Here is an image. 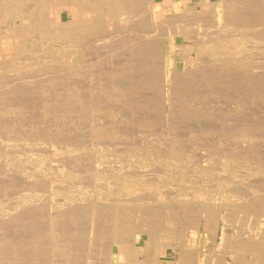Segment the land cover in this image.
I'll return each instance as SVG.
<instances>
[{
	"label": "rangeland",
	"instance_id": "rangeland-1",
	"mask_svg": "<svg viewBox=\"0 0 264 264\" xmlns=\"http://www.w3.org/2000/svg\"><path fill=\"white\" fill-rule=\"evenodd\" d=\"M151 1L159 0H129V3L135 6L140 3L137 13L145 16ZM174 1L179 3L175 13L185 16L182 15V21L175 23L166 16L152 27L145 24V29L143 26L135 30L130 22L121 18H125L121 13L126 10L109 16L103 8L91 13L97 20L104 16L98 28L78 30L74 43L48 39L42 42L41 36L32 34L29 38L33 43L28 38L31 44L24 43L25 49L19 56L13 54V48L6 47L5 35L20 21L0 11V264H86L88 256L102 257L103 251L99 256L94 250L96 247L89 244L88 240L92 239L89 225H103V229H108L116 224L125 230L153 231L155 242L163 251L154 255L158 264H177V252L182 249L185 256L189 254L187 264H216V247L221 242L222 229L231 232L233 240L236 237L249 241L261 238L264 232V0H251L233 15L226 13L224 20L218 23L208 15L209 8L201 9L205 7L204 0ZM208 1L218 5L220 0ZM0 2V5L5 3ZM8 3L14 8H27V4H17L16 0ZM50 11L53 14L52 8ZM70 14L68 10L63 11L65 22L70 21ZM111 18L116 22L114 25ZM237 22L246 25L249 31L246 29L241 38L232 35L237 38L234 44L222 46L223 40L219 42L217 36L209 35L212 31L232 34L238 30ZM185 26L188 31L182 34ZM171 27L182 32L176 36L173 48L168 37L173 31ZM161 32L165 41V64L156 50V54L147 56L144 43L137 41L131 45L134 35L145 37ZM202 38L206 39L205 43L193 44ZM228 40L233 41L232 37ZM207 41H218V45L206 47L210 45ZM181 46L185 48L179 49ZM74 57L77 59L73 61ZM58 71L66 72L60 75ZM49 72L51 75H47ZM200 211L208 216L211 212L212 215L232 212L237 216H233L236 220L232 222L220 219L216 226L212 222L215 228L207 233L202 225L207 214ZM243 215L247 216L243 218L245 221ZM98 220H102L101 223ZM90 221L94 223L91 225ZM168 221H172V235L166 236L162 229ZM196 221L198 230L192 228ZM121 222L126 225L122 226ZM128 224L132 225L128 227ZM174 226L177 229L173 230ZM48 228H52L51 231ZM53 229L63 247L56 248L53 243L50 235ZM67 238L73 245H66ZM111 239L110 235L104 237L107 244H111ZM135 244L131 258L138 254L143 261V252L147 264L153 254V247L147 246V234L137 236Z\"/></svg>",
	"mask_w": 264,
	"mask_h": 264
},
{
	"label": "bare ground",
	"instance_id": "bare-ground-1",
	"mask_svg": "<svg viewBox=\"0 0 264 264\" xmlns=\"http://www.w3.org/2000/svg\"><path fill=\"white\" fill-rule=\"evenodd\" d=\"M8 1L9 0H3V2H5L4 3V5H0L1 7H0V11H2V12H5V14H7V17L8 16H13L14 17V19H18L19 21H20V24H18V25H15L14 26V28H12L11 29V31H10V34L9 33H7V31H5L6 33H7V35H5V38L7 39V42H6V47H11V48H13L14 50V52H13V54L15 53V54H18L17 56H19V53L21 52V50L25 47V44L24 43H29L28 42V38L30 37V36H32V34H34V35H36V37L39 35V36H41L42 37V42H44V41H47V39L48 40H53L54 42L56 41H58V42H64V43H69V42H75L74 40L76 39V41H77V37L79 36V34H76L77 33V31L79 30V31H81L82 29H91V30H95V29H97L98 28V26H99V20L100 19H102V18H99L98 17V20L96 19L97 17L95 16V15H92L93 14V12H96L97 10L99 11V10H101L102 11V9L103 8H106V11H104L103 10V12H105L106 13V15H109V16H111L113 13H116V15H117V13L118 12H122L123 10H126L125 12H123V13H121V15L122 14H125L126 16H124V15H122V16H124L125 18H123V17H121L122 18V20L123 21H125V22H127V23H129V24H131V28L132 29H134L135 28V30H138L139 29V27H142L143 28V26H144V29H145V24L146 25H149V27H152L153 25H155L156 24V22L158 21V20H160V19H162V18H164V17H166L167 16V18H171L172 20L174 19V21H175V23L177 22V21H182V15L184 16V14L182 13H180V14H176L175 13V9L177 8V6H178V2L177 1H174V0H159L158 2H156V1H151V2H149V6L150 7H148V9H147V14H145V16H143L141 13L139 14V13H137V5H139V4H137L136 6L134 5H132L131 3H129V0H16V3L18 4H27L26 6H27V8L24 10L23 8H20L21 6H15V8H14V6L11 4H9L8 3ZM28 1H29V3H28ZM148 1V0H147ZM187 0H182V2H186ZM261 1V0H260ZM134 2V1H133ZM132 2V3H133ZM204 2V6L205 7H202L201 9H203V11L204 10H206L207 8H209L210 10H208L210 13L208 14L209 16H210V18H214L216 21H217V23H218V21H220V20H224V17L225 16H227L226 15V13L227 14H231V15H233V13L236 11V10H238V9H241V8H245V5L246 4H249L250 2H251V0H220L219 1V3H218V5H217V3H211L210 1H208V0H204L203 1ZM258 2V1H257ZM0 3H2V2H0ZM13 3V2H12ZM197 3V2H196ZM253 3H254V1H253ZM256 3V2H255ZM263 4H264V2H263ZM145 5V4H144ZM201 5H203V3L201 4ZM25 6V7H26ZM182 6V5H181ZM139 7V6H138ZM144 7V6H143ZM200 7V6H199ZM53 9V14L51 13V11H50V9ZM192 8V7H191ZM144 9V8H143ZM64 10H68L71 14H70V21L69 22H65L64 20H63V16H62V13H63V11ZM140 10L141 11H143L141 8H140ZM146 10V9H145ZM195 10V9H194ZM140 11V12H141ZM207 11V12H208ZM139 12V11H138ZM196 12V11H195ZM198 12V11H197ZM199 12H202V10L201 11H199ZM1 13V12H0ZM92 13V14H91ZM99 13V12H98ZM194 13V12H193ZM260 13V12H259ZM258 13V14H259ZM120 14V13H119ZM196 14H198V13H195V15ZM212 14V15H211ZM100 15H102V14H100ZM115 15V16H116ZM192 16V15H191ZM190 16V17H191ZM205 16V15H204ZM107 17V16H106ZM185 17V16H184ZM246 17V16H245ZM244 17V18H245ZM114 18V17H113ZM116 18V17H115ZM117 18H118V16H117ZM202 18V17H201ZM200 18V19H201ZM241 18H243V16L241 17ZM240 18V19H241ZM243 18V19H244ZM112 19V18H111ZM120 19V18H119ZM199 19V18H198ZM239 19V20H240ZM204 20V22H205V19H203ZM207 20V19H206ZM231 20V19H230ZM229 20V21H230ZM18 21V22H19ZM107 21V20H106ZM108 21H110V20H108ZM112 21H113V19H112ZM133 21V22H132ZM164 21H166V20H163V22ZM201 21V20H200ZM197 22V21H196ZM202 22V21H201ZM214 22V21H213ZM213 22H211V23H213ZM231 22V21H230ZM245 22V21H244ZM102 23V22H101ZM110 23V22H109ZM114 23H116V22H114L113 21V25H114ZM158 23V22H157ZM166 23V22H165ZM206 23V22H205ZM228 23V22H227ZM231 23H233V22H231ZM234 23H235V21H234ZM238 24H240L239 22H237ZM250 23V22H249ZM252 23V22H251ZM3 24H4V22H3ZM98 24V25H97ZM111 24V23H110ZM247 24H248V22H247ZM107 25V24H106ZM170 25V24H169ZM168 25V26H169ZM172 26L174 25V24H171ZM170 25V26H171ZM223 25V24H222ZM234 25V24H233ZM1 26V25H0ZM7 26V25H6ZM12 26V25H11ZM104 26V25H103ZM116 26V25H115ZM114 26V27H115ZM189 26H191V25H189ZM211 26H212V24H211ZM221 26V25H220ZM226 26V25H225ZM224 26V27H225ZM100 27H101V24H100ZM99 27V28H100ZM121 27H122V25H121ZM186 27V26H185ZM192 27V26H191ZM190 27V28H191ZM196 27V26H195ZM223 27V26H222ZM223 27V28H224ZM238 27V30L236 31V32H234V33H232V34H229L227 31V33H220V32H218V31H212L211 32V34H209V35H213V36H217L218 38V40H219V42H221V40H223V42H221V45L222 46H225L226 44H230V43H232V44H234L235 43V40H237V38H241V36L243 35V34H245L244 33V31L247 29L246 28V25L244 26V25H242V24H240V25H236V28ZM251 27V26H250ZM104 28V27H103ZM125 28V27H124ZM172 29H173V27H171ZM184 28V27H183ZM182 28V29H183ZM218 28H220V27H218ZM126 29H128V28H125V30ZM159 29V28H158ZM166 29V28H165ZM181 29V30H182ZM221 29V28H220ZM100 30V29H99ZM149 30V29H148ZM151 30V29H150ZM179 30V28H175V29H173V31L171 32L170 31V33L168 34V37L170 38V42H169V44L171 45V47L173 48V46H175L176 45V36L178 35V34H181L182 32V34H185V33H187V31H188V27H186V28H184V30L181 32H179L178 31ZM200 30H202V29H200ZM205 30H207V29H205ZM248 30V29H247ZM250 30H252V29H250ZM85 31V30H84ZM146 31H147V29H146ZM153 31V30H152ZM195 31H198V30H195ZM221 31V30H220ZM249 31V30H248ZM97 32V31H96ZM99 32H101V31H99ZM99 32H98V35H99ZM116 32V31H115ZM163 33H166L167 31H162ZM161 32V33H162ZM206 32V31H205ZM90 33H91V31H90ZM152 33V32H151ZM158 33V32H157ZM155 34V35H148L147 34V36H145V37H140L139 35H134V38H132L131 40H130V42H131V45H134V43H136L137 41H138V43H139V41H140V44L142 45V43H144V45H145V47H146V52L145 53H147L146 55L148 56H151L152 54H156V53H154L155 52V50H156V52H157V54H158V57H159V59L165 64V60H166V56L164 55L165 54V41H164V38L162 37V35H163V33L162 34ZM209 33V32H208ZM231 33V32H230ZM3 34H5V33H3ZM83 34V33H82ZM81 34V35H82ZM88 34V33H87ZM78 35V36H77ZM91 35H93V33L91 34ZM95 35V34H94ZM93 35V36H94ZM165 35V34H164ZM204 35V34H203ZM209 35L208 36H206V38H209ZM235 36V37H237V38H235V37H233V36ZM238 35V36H237ZM247 35H248V33H247ZM252 35H254V33H252ZM83 36V35H82ZM166 36V35H165ZM196 36V35H195ZM245 36V35H244ZM84 37V36H83ZM95 37V36H94ZM105 37V36H104ZM133 37V36H132ZM197 37H199L198 35H197ZM204 37V36H203ZM230 37H232V39H233V41L232 42H228L229 40L228 39H230ZM246 37V36H245ZM248 37H250V35L248 36ZM35 38V37H34ZM81 38V37H80ZM80 38L78 39V40H80ZM194 38V37H193ZM215 38V37H214ZM243 38V37H242ZM247 38V37H246ZM30 39V38H29ZM87 39V38H86ZM210 39V38H209ZM216 39V40H217ZM35 40H37V39H35ZM81 40H83V39H81ZM197 40H198V38H197ZM206 39L205 38H202L201 40H199V41H193V42H195V43H193V44H195V46L197 45V44H199V45H202L203 43H205L206 41H205ZM2 41V40H1ZM25 41H27V42H25ZM38 41V40H37ZM69 41V42H68ZM88 41V40H87ZM92 41V40H91ZM123 41V40H122ZM203 41H205V42H203ZM242 41V40H241ZM30 42H32L31 41V39H30ZM107 42V41H106ZM129 42V41H128ZM218 42V41H217ZM217 42H209L208 43V41H207V43L206 44H210L209 46H206V47H211V48H213V44L214 45H218L217 44ZM33 43V42H32ZM38 43V42H37ZM50 45H51V43L50 42H48ZM239 43H241V42H239ZM24 44V45H23ZM29 44H31V43H29ZM36 44V43H35ZM205 44V45H206ZM236 44H238V43H236ZM33 45V44H32ZM32 45H30L31 47H32ZM86 45V44H85ZM110 45V44H109ZM136 45V44H135ZM220 45V44H219ZM47 46H48V44H47ZM52 46V45H51ZM29 47V46H28ZM27 46H26V48H28ZM36 47H39V46H37L36 45ZM100 47V46H99ZM189 47V46H188ZM43 48V47H42ZM49 49H50V47H48ZM60 48H61V46H60ZM64 48V47H63ZM185 48V47H184ZM182 46H181V48H179V49H184ZM200 48V47H199ZM25 49V48H24ZM31 49V48H30ZM36 49H38V48H36ZM44 49V48H43ZM47 49V48H46ZM58 49V48H57ZM79 49V48H78ZM81 49V48H80ZM202 49H205V48H202ZM230 49V48H229ZM232 49V48H231ZM32 50V49H31ZM42 50V49H41ZM59 50L60 49H58V53H59ZM83 50V49H82ZM111 50H113V49H111ZM175 50V49H174ZM177 50V49H176ZM187 50V49H186ZM222 50H224V49H222ZM37 51V50H36ZM47 51H48V49H47ZM64 51H65V49H64ZM69 51H71V50H69ZM73 52H74V49L72 50ZM80 51V50H79ZM78 51V52H79ZM109 51V50H108ZM189 51H191V50H189ZM206 51V50H205ZM219 51V50H218ZM226 51H227V49H226ZM229 51V50H228ZM235 51V50H234ZM23 52V51H22ZM21 52V53H22ZM111 52V51H110ZM188 52V51H187ZM192 52V51H191ZM232 52V51H231ZM20 53V54H21ZM47 53H49L50 54V52L48 51ZM53 53V52H52ZM66 53V52H65ZM87 52H85V54H86ZM133 53V52H132ZM135 53V52H134ZM194 53V52H193ZM27 54H29V53H27ZM40 54H41V52H40ZM49 54L47 55V56H49ZM61 54V53H60ZM75 54H77V53H75ZM23 55V54H22ZM64 55V54H63ZM199 55V54H198ZM197 55V56H198ZM201 55V54H200ZM234 53L232 52V58H234ZM73 56V55H72ZM78 55H76L75 57H77ZM23 57H27V56H23ZM28 57H29V55H28ZM32 57V56H31ZM46 57V56H45ZM74 57V58H75ZM200 57V56H199ZM198 57V58H199ZM225 57V56H224ZM16 58V57H15ZM17 58H19V57H17ZM20 58H21V56H20ZM67 58V57H66ZM65 58V59H66ZM70 58V57H69ZM73 58V61L74 60H76L77 58H75L74 59ZM81 58V57H80ZM95 58V57H94ZM98 58V57H97ZM201 58V57H200ZM158 59V60H159ZM171 59V58H170ZM221 59H223V58H221ZM238 59V58H237ZM256 59V58H255ZM10 60V59H9ZM61 60V62H62V60H64V59H60ZM78 60H79V58H78ZM200 60V59H199ZM202 60V59H201ZM200 60V61H201ZM204 60V59H203ZM218 60H219V58H218ZM225 60V59H224ZM240 60V59H239ZM16 61V60H15ZM55 61H57V60H55ZM59 61V60H58ZM91 61V60H90ZM189 61H190V59H189ZM0 62H2V61H0ZM4 62H6L5 60H4ZM76 62V61H75ZM79 62V61H78ZM181 62V61H180ZM198 62V61H197ZM33 63V62H32ZM147 63V62H146ZM159 63H160V61H159ZM174 63V62H173ZM238 63V62H237ZM2 64V63H1ZM0 64V65H1ZM35 64V63H34ZM56 64V63H55ZM59 64V63H58ZM72 64H74V63H72ZM197 64V63H196ZM239 64V63H238ZM162 65V64H161ZM174 65V64H173ZM48 66H50V67H52L53 65H48ZM57 66V65H56ZM73 66V65H72ZM79 66V65H78ZM133 66V65H132ZM59 67V66H58ZM57 67V68H58ZM63 67V66H62ZM190 67V66H189ZM21 68V67H20ZM42 68H44V67H42ZM49 68V67H48ZM55 68V67H54ZM75 68H77V67H75ZM8 69V68H7ZM59 69V68H58ZM65 69V68H64ZM68 69H70V68H68ZM74 69V68H73ZM72 69V70H73ZM9 70V69H8ZM45 70H46V67H45ZM47 70H49V69H47ZM63 70V69H62ZM61 69H60V71H62ZM71 70V71H72ZM76 70V69H75ZM169 70V69H168ZM60 71H58V72H56V73H60V75L64 72H60ZM52 72V71H51ZM66 72V71H65ZM64 72V73H65ZM168 72V71H167ZM54 73V72H53ZM81 73H82V71H81ZM55 74V73H54ZM46 75V74H45ZM47 75H51V73L49 72V74L47 73ZM59 75V76H60ZM6 76V75H5ZM38 76V75H37ZM40 76V75H39ZM57 76V75H56ZM65 76V75H64ZM167 76V75H166ZM102 77V76H101ZM109 77V76H108ZM115 77V76H114ZM171 77V76H170ZM34 78V77H33ZM32 78V79H33ZM51 78V77H50ZM59 78V77H58ZM57 78V79H58ZM92 78V77H91ZM116 78V77H115ZM166 78V77H165ZM15 79V78H14ZM26 79V78H25ZM29 79V78H28ZM77 79V78H76ZM103 79H105V78H103ZM119 79V78H118ZM171 79V78H170ZM8 80V79H7ZM51 80V79H50ZM6 81V80H5ZM79 81V80H78ZM114 81V80H113ZM115 81H116V79H115ZM186 81V80H185ZM92 82V81H91ZM107 82V81H106ZM12 83V82H11ZM114 83H116V82H114ZM113 84V83H112ZM117 84H119L118 82H117ZM17 85V84H16ZM20 85V84H19ZM93 85V84H92ZM103 85V84H102ZM16 87V86H15ZM21 87V86H20ZM92 87V86H91ZM122 88V87H121ZM98 90V89H97ZM170 90V89H169ZM72 91V90H71ZM74 91H76V90H74ZM73 93V92H72ZM75 93V92H74ZM96 93V92H95ZM122 93V92H121ZM168 94V93H167ZM11 97V96H10ZM50 99V98H49ZM19 100V99H18ZM17 100V101H18ZM21 100H23L22 98H21ZM91 100V99H90ZM15 101V100H14ZM13 101V102H14ZM24 103V102H23ZM61 103V102H60ZM94 103V102H93ZM57 104V103H56ZM59 104V103H58ZM20 105V104H19ZM97 106V105H96ZM22 107V106H21ZM22 110V109H21ZM27 112V111H26ZM94 116V115H93ZM25 117V116H24ZM130 119V118H129ZM105 123V122H104ZM89 126V125H88ZM89 129H90V127H89ZM10 131V130H9ZM93 131H94V129H93ZM99 131H101V129L99 130ZM103 131V130H102ZM106 131V130H105ZM87 132V131H86ZM107 132V131H106ZM6 133V132H5ZM96 133V132H95ZM50 134V133H49ZM80 134V133H79ZM83 134V133H82ZM96 136H97V134H96ZM110 136V135H109ZM10 140V139H9ZM14 140H17V139H14ZM13 140V141H14ZM56 140V139H55ZM99 141V140H98ZM103 142V141H102ZM101 142V143H102ZM11 144V143H10ZM6 145V144H5ZM12 145V144H11ZM17 145V144H16ZM34 146V145H33ZM1 147V146H0ZM14 147V146H13ZM31 148H33V147H31ZM30 148V149H31ZM35 148V147H34ZM38 148V147H37ZM41 148V147H40ZM64 148V147H63ZM2 151V150H1ZM14 151V150H13ZM39 151V150H38ZM42 151V150H41ZM5 152V151H4ZM10 152V151H9ZM48 152V151H47ZM28 153H29V151H28ZM31 153V152H30ZM29 153V154H30ZM34 153V152H33ZM82 154V153H81ZM26 155H28V154H26ZM54 155H56V154H54ZM23 156V155H22ZM70 156V155H69ZM68 156V157H69ZM52 157H54V156H52ZM59 156H58V154H57V158H58ZM78 157V156H77ZM84 157V156H83ZM14 158V157H13ZM19 158V157H18ZM24 158V157H23ZM26 158V157H25ZM24 158V159H25ZM82 158V157H81ZM36 159V158H35ZM39 159V158H38ZM52 159V158H51ZM31 160V159H30ZM55 160V159H54ZM59 160V159H58ZM68 160V159H67ZM51 161H53V160H51ZM61 161V160H60ZM73 161V160H72ZM74 162V161H73ZM56 163V162H55ZM70 163V162H69ZM78 163V162H77ZM63 164L64 163H62V166H63ZM74 164H75V162H74ZM74 164H71V166L72 165H74ZM51 165V164H50ZM57 165H58V163H57ZM70 165V164H69ZM55 166V165H54ZM58 166H60V165H58ZM76 166V165H75ZM78 166H80V165H78ZM78 166H76V167H78ZM82 166H83V164H82ZM61 167V166H60ZM66 167V166H65ZM67 167H68V164H67ZM74 167V166H73ZM30 168V167H29ZM69 168V167H68ZM82 168V167H81ZM71 169V168H70ZM74 168H72L71 170H73ZM76 169V168H75ZM79 169V168H78ZM83 169V168H82ZM54 170H55V168H54ZM57 170V169H56ZM61 170V169H60ZM77 171V170H76ZM38 172V171H37ZM57 174V173H56ZM74 174V173H73ZM43 175V174H42ZM41 175V176H42ZM15 177V176H14ZM55 177V176H54ZM56 179V178H55ZM54 179V180H55ZM77 179H78V177H77ZM70 180V179H69ZM1 181V180H0ZM13 181V180H12ZM53 181V180H52ZM52 181H50L51 182V184H53L52 183ZM77 181V180H76ZM2 182H4V181H2ZM129 183V182H128ZM28 184V183H27ZM38 184V183H37ZM68 184H70V183H68ZM132 184V183H131ZM32 185V184H31ZM128 185V184H127ZM45 186V185H44ZM1 187V186H0ZM3 187V186H2ZM51 187V186H50ZM54 188H56L55 186H53ZM126 187V186H125ZM21 188V187H20ZM35 188V187H34ZM47 188V187H46ZM48 188H49V186H48ZM72 188V187H71ZM3 190V189H2ZM32 190V189H31ZM44 190V189H43ZM49 190V189H48ZM127 190V189H126ZM128 190H129V188H128ZM136 190V189H135ZM21 191V190H20ZM40 191V190H39ZM52 192V191H51ZM221 192V191H220ZM11 193V192H10ZM13 193V192H12ZM64 193V192H63ZM72 193V192H71ZM129 193H130V191H129ZM202 193V192H201ZM206 193V192H205ZM22 194V193H21ZM76 194V193H75ZM125 194V193H124ZM220 194V193H219ZM77 195V194H76ZM197 195H200V193L199 194H197ZM207 195H208V193H207ZM216 195V194H215ZM13 196V195H12ZM68 196V195H67ZM129 196V195H128ZM189 196H191V195H189ZM195 196V195H194ZM194 196H193V198H194ZM202 196V198H206L207 199V197H203V195H201ZM204 196H205V194H204ZM118 197V196H117ZM214 197V196H213ZM213 197H211V198H213ZM220 197H221V195H220ZM9 198V197H8ZM59 198V197H58ZM75 198V197H74ZM121 198V197H120ZM183 198V197H182ZM190 197H188V199H189ZM201 198V197H200ZM60 199V198H59ZM76 199V198H75ZM92 199V198H91ZM107 199V198H106ZM112 199V198H111ZM131 199V198H130ZM181 199V198H180ZM187 199V198H186ZM209 199V198H208ZM217 199V198H216ZM226 199V198H225ZM66 200V199H65ZM85 200H87V199H85ZM118 200V199H117ZM120 201H121V199H119ZM128 200V199H127ZM140 199L139 198H137V201H139ZM197 200V199H196ZM221 200V199H220ZM223 200V199H222ZM235 200V199H234ZM52 201V200H51ZM87 201H89V200H87ZM112 201H114V200H112ZM116 201V200H115ZM132 201V200H131ZM170 201V200H169ZM188 201V200H187ZM191 201V200H190ZM192 201L194 202V199H192ZM198 201H201V200H198ZM212 201V200H211ZM53 202V201H52ZM75 202V201H74ZM110 202V201H109ZM129 202H130V200H129ZM134 202V201H133ZM135 202H136V199H135ZM141 202V201H140ZM189 202V201H188ZM207 202V201H206ZM228 202V201H227ZM227 202L225 203V202H223V203H225L226 205H227ZM234 202V201H233ZM76 203V202H75ZM97 203V202H96ZM95 203V204H96ZM127 203V202H126ZM186 202L184 201V204H185ZM196 203H198V202H196ZM203 203H204V201H203ZM203 203H201L200 202V204L199 205H201V204H203ZM211 203V202H210ZM216 203V202H215ZM220 203V202H219ZM222 203V204H223ZM231 203V202H230ZM234 203H239V201L238 202H234ZM241 203V202H240ZM111 204H113V206L115 205L114 203H111ZM131 204V203H130ZM137 204V203H136ZM182 204V203H181ZM211 204H213V203H211ZM211 204H209V205H211ZM222 204H220V205H222ZM228 204H229V202H228ZM51 205V204H50ZM56 205V204H55ZM62 205H63V203H62ZM61 205V206H62ZM73 205H74V203H73ZM80 205V204H79ZM84 205H86V204H84ZM121 205V204H120ZM128 205V204H127ZM186 205V208H187V204H185ZM220 205H219V207H220ZM233 205V204H232ZM231 205V206H232ZM234 205H236L237 206V204H234ZM239 205V204H238ZM244 205H246V204H244ZM251 205V204H250ZM250 205H248V206H250ZM253 205V204H252ZM251 205V206H252ZM4 206V205H3ZM29 206V205H28ZM52 206V205H51ZM58 206V205H57ZM68 206V205H67ZM88 206V205H87ZM122 206H123V204H122ZM124 206L126 207V205L124 204ZM129 206V205H128ZM132 206V205H131ZM130 206V207H131ZM134 206V205H133ZM144 206V205H143ZM142 206V207H143ZM146 206V205H145ZM148 206V205H147ZM150 206V205H149ZM202 206V205H201ZM207 206V205H206ZM248 206H246V207H248ZM250 206V207H251ZM76 207V206H75ZM83 207V206H82ZM86 207V206H85ZM91 207V206H90ZM93 207H94V210H95V206L93 205ZM100 207H103V206H100ZM121 207V206H120ZM212 207H213V205H212ZM211 207V208H212ZM215 207H216V204H215ZM217 207H218V205H217ZM238 207V206H237ZM2 208V207H1ZM57 208V207H56ZM65 208V207H64ZM68 208V207H67ZM89 208V207H88ZM146 208V207H145ZM185 208V209H186ZM204 208H205V206H204ZM204 208H202L203 209V211H204ZM207 208H209L208 206H207ZM231 208V207H230ZM252 208V207H251ZM257 208V207H256ZM261 208V207H260ZM100 209V208H99ZM115 209V208H114ZM137 209V208H136ZM152 209V208H151ZM169 209V208H168ZM178 209V208H177ZM201 209V210H202ZM219 209V208H218ZM238 209V208H237ZM236 209V210H237ZM257 209H259V208H257ZM53 210V209H52ZM54 210H56V209H54ZM53 210V211H54ZM69 210H71V209H69ZM74 210V209H73ZM79 210V209H78ZM82 210V209H81ZM85 210V209H84ZM105 210V209H104ZM118 210V209H117ZM128 210V209H127ZM126 210V211H127ZM150 210V209H149ZM207 210V209H206ZM212 210V209H211ZM217 210V209H216ZM224 210H226V208L224 209ZM242 210V207H241V209H240V211ZM253 210V209H252ZM255 210V209H254ZM262 210V209H261ZM57 211H59V210H57ZM60 211H61V208H60ZM59 211V212H60ZM68 211V210H67ZM88 211V210H87ZM92 211V210H91ZM122 211V210H121ZM126 211H125V213H126ZM136 211V210H135ZM152 211V210H151ZM173 211V210H172ZM202 211V212H203ZM209 211H210V209H209ZM212 211H215V210H212ZM220 211V210H219ZM219 211H216V212H219ZM227 211V210H226ZM248 211H250V209L248 208ZM264 211V210H263ZM52 212V211H51ZM56 212V211H55ZM63 212V211H62ZM74 212H75V210H74ZM79 212V211H78ZM83 212V211H82ZM96 212V211H95ZM112 212H113V210H112ZM115 212H117V211H115ZM120 212V211H119ZM128 212V211H127ZM158 212V211H157ZM178 212V211H177ZM201 212V211H200ZM202 212H201V214H202ZM244 212V214H245V211H243ZM247 212V211H246ZM57 213V212H56ZM64 213V212H63ZM66 213V212H65ZM77 213V212H76ZM80 213V212H79ZM84 213V212H83ZM91 213V212H90ZM137 213V212H136ZM143 214H145L146 215V213H147V211H146V213H144V212H142ZM150 213V212H149ZM166 213V212H165ZM174 213H176V212H174ZM204 213V212H203ZM209 214H210V212H208ZM254 213V212H253ZM256 213V212H255ZM261 213V212H260ZM52 214V213H51ZM66 214H68V213H66ZM110 214V213H109ZM117 214V213H116ZM124 213H122L121 215H123ZM153 214V213H152ZM151 214V215H152ZM155 214V213H154ZM153 214V215H154ZM205 215L207 214L206 212L204 213ZM235 214V213H234ZM241 214V213H240ZM257 215H258V213H256ZM73 215V214H72ZM81 215V214H80ZM83 215V214H82ZM91 215V214H90ZM89 215V216H90ZM103 215V214H102ZM111 216H112V214H110ZM128 214H126V216H127ZM172 215V214H171ZM242 215V214H241ZM240 215V216H241ZM262 215H263V213H262ZM53 216V215H52ZM74 216H76V215H74ZM77 216H79V215H77ZM85 216V215H84ZM118 216V215H117ZM116 216V217H117ZM125 216V217H126ZM136 216V215H135ZM149 216V215H148ZM158 216V215H157ZM163 216V215H162ZM161 216V217H162ZM203 216V215H202ZM233 216H237V214L236 215H233V213L232 212H226L225 214H220L219 215V213L218 214H213L212 215V212H211V215H209L208 216V214L206 215V218L204 219L205 220V223H204V221H203V224L202 225H204V228H205V230H206V232L208 233V231L210 230V228H212V230H214V228L215 227H213V225L211 224L212 222H214L215 223V226H216V224L218 223V221L220 220V219H224L226 222H232V221H235L234 220V217ZM239 216V215H238ZM245 215H243L242 216V220H244V219H246L247 218V216L246 217H244ZM55 217V216H54ZM57 217V216H56ZM101 217V216H100ZM113 217H114V215H113ZM120 217V216H119ZM125 217H124V219H125ZM140 217V216H139ZM146 217V216H145ZM150 217V216H149ZM159 217V216H158ZM164 217V216H163ZM166 217V216H165ZM205 217V216H204ZM62 218V217H61ZM86 218V217H85ZM153 218L155 219V217L153 216ZM169 218H170V216H169ZM178 218V217H177ZM236 218V217H235ZM244 218V219H243ZM261 218H263V217H261ZM50 219V218H49ZM83 219V218H82ZM87 219V218H86ZM92 219H93V217H92ZM95 219V218H94ZM113 219V218H112ZM117 219V218H116ZM132 219H133V221H134V218L132 217ZM139 219V218H138ZM185 219V218H184ZM241 219V218H240ZM53 220V219H52ZM60 220V219H59ZM79 220H81V219H79ZM90 220V219H89ZM88 220V221H89ZM122 220V219H121ZM127 220V219H126ZM125 220V221H126ZM136 220V219H135ZM141 220V219H140ZM182 220V219H181ZM257 220H258V218H257ZM54 221H56L55 219H54ZM66 221V220H65ZM68 221V220H67ZM77 221V220H76ZM95 221V220H94ZM99 221V220H98ZM102 221V220H101ZM101 221H99V223H101ZM105 220H103V222H104ZM116 221V220H115ZM129 221V220H128ZM131 221V220H130ZM150 221H152V220H150ZM174 221H175V219H174ZM173 221V222H174ZM199 221V220H198ZM245 221V220H244ZM247 221V220H246ZM259 221V220H258ZM51 222V221H50ZM59 222V221H58ZM62 222H64L63 220H62ZM78 222V221H77ZM84 222H85V220H84ZM93 222V221H92ZM91 221H90V223H91V225L94 223H92ZM114 222V221H113ZM161 222V221H160ZM164 222H165V220H164ZM163 222V223H164ZM240 221L238 220V223H239ZM264 222V221H263ZM33 223V222H32ZM38 223V222H37ZM45 223V222H44ZM71 223H73V222H71ZM79 223H81L80 221H79ZM98 223V222H97ZM96 223V224H97ZM99 223H98V225H99ZM108 224H110L109 223V221L107 222ZM120 223V222H119ZM127 223V222H126ZM138 223V222H137ZM175 223H176V221H175ZM235 223V222H234ZM256 223V222H255ZM260 223H261V221H260ZM51 224V223H50ZM63 224V223H62ZM104 225H105V222L103 223ZM149 224V223H148ZM150 224H152V223H150ZM155 224V223H154ZM212 225V227H211V225ZM221 224V223H220ZM240 224H242L241 222H240ZM257 224H258V222H257ZM263 224V223H262ZM15 225V224H14ZM44 225V224H43ZM79 225V224H78ZM86 225V224H85ZM84 225V226H85ZM112 225H113V223H112ZM121 225H122V222H121ZM126 224L125 223H123V225L122 226H125ZM129 225L130 224H128V227H129ZM132 225V224H131ZM130 225V226H131ZM147 225V224H146ZM153 225V224H152ZM183 225H185V224H182V226ZM197 221H196V226H192V228L193 227H196L197 228ZM231 225V224H230ZM66 226V225H65ZM84 226H82V227H84ZM102 226L103 225H101V226H95V225H92L91 227H90V225L89 226H87V227H89L90 229H89V232H90V235H91V237H92V239L91 240H88L89 241V244L90 245H94L96 248L94 249V250H96V253L100 256V253L102 252L103 253V256L102 257H96V258H93V257H91V256H88V257H86V264H145V261H144V253L142 252V255H143V261H141L138 257V254H136V257L135 258H131V256L130 255H132V253H133V251H135V248H136V244H135V238L137 237V236H139L141 233H146L147 234V246H152L153 248V254H150L151 256H149V260L147 261V264H148V262H151L152 264H158V260H157V258H156V256H154V255H157L158 253L159 254H161L162 252L159 250V246L156 244V242L155 241H157V239H155L154 238V235H153V233L149 230H147V231H145V230H141V229H139L140 231H136V230H138V228H136V229H132V230H125L123 227H120V226H118L117 227V225L116 224H114L113 226H111L110 228H108V229H103L102 228ZM110 226V225H109ZM139 226V225H138ZM157 226V225H156ZM161 226V225H160ZM191 226V225H190ZM240 226V225H239ZM246 226V225H245ZM6 227V226H5ZM58 227V226H57ZM86 226H85V229L87 228ZM142 227V226H141ZM173 226H172V221H168V224H167V226H165V227H163V229H162V231H163V234L164 235H166V236H169V235H172V231H171V228H172ZM189 227V226H188ZM221 227V226H220ZM223 227V226H222ZM36 228V227H35ZM143 228V227H142ZM149 228V227H148ZM151 228H153L152 226H151ZM158 227H156V229H157ZM162 228V227H161ZM179 228V227H178ZM195 228V230H198V228L196 229ZM203 228V227H202ZM203 228V229H204ZM259 228V227H258ZM20 229V228H19ZM49 229V228H48ZM52 229V228H51ZM51 229H49L50 231H51ZM65 228H63V230H64ZM70 229V228H69ZM81 229V228H80ZM84 229V228H83ZM174 229H177V228H175V226H174V228H173V230ZM180 229V228H179ZM188 229V228H187ZM194 229V228H193ZM221 229V228H220ZM219 229V230H220ZM252 229V228H251ZM38 230V229H37ZM48 230V231H49ZM54 230V229H53ZM68 230V229H67ZM152 230H154V229H152ZM183 230V229H182ZM205 230H204V232H205ZM253 230V229H252ZM263 230V229H262ZM43 231V230H42ZM61 231V230H60ZM65 231H66V229H65ZM69 231V230H68ZM72 231V230H71ZM78 231H79V229H78ZM157 231V230H156ZM161 231V230H160ZM176 231V230H175ZM187 231V230H186ZM189 231V230H188ZM211 231V230H210ZM222 231H223V234H222V236H221V242L218 244V246L216 247V249H217V253H216V258H215V261H214V263L216 262V264H264V232L262 233V236H261V238L260 239H253V240H257V241H255V242H252L251 240L249 241L248 240V238L247 239H245V237H244V239L243 238H238V237H236V235L234 236V237H236L237 239H235L234 237V239L235 240H233L232 238H230V237H232L233 235L231 234V232H225V229H222ZM236 231V230H235ZM251 231V230H250ZM254 231V230H253ZM264 231V230H263ZM58 232V231H57ZM83 232V231H82ZM214 232H216V231H214ZM242 232V231H241ZM48 233V232H47ZM78 233V232H77ZM189 233H190V231H189ZM188 233V234H189ZM197 234H198V231L196 232ZM211 233H212V231H211ZM238 234H239V232H237ZM43 234V233H42ZM65 234V233H64ZM68 234H70V233H68ZM155 234H156V232H155ZM158 234V233H157ZM182 234V233H181ZM219 234H220V232H219ZM236 234V233H235ZM51 235V238H52V241H53V243L55 244V246H56V248L57 247H63V243L60 241V240H58V233H56L55 232V230L50 234ZM73 235V234H72ZM106 235H110L111 237H112V242H111V244H107L106 243V240H104V237H106ZM196 235V234H195ZM207 235V234H206ZM9 236V235H8ZM66 236V235H65ZM68 236V235H67ZM84 236V235H83ZM82 236V237H83ZM184 236V235H183ZM188 236V235H187ZM190 236V235H189ZM245 236V235H244ZM253 235H251V237H252ZM88 237V236H87ZM86 237V238H87ZM90 237V238H91ZM197 237V236H196ZM220 237V236H219ZM85 238V239H86ZM162 238H163V236H162ZM173 238H174V236H173ZM184 238V237H183ZM190 238V237H189ZM214 238V237H213ZM259 238V237H258ZM43 239V238H42ZM41 239V240H42ZM84 239V240H85ZM89 239V238H88ZM178 239H181V238H178ZM12 240V239H11ZM49 240H50V238H49ZM74 241H76L75 239H73ZM159 240H161V237L159 238ZM174 240V239H173ZM189 240V239H188ZM206 240H207V238H206ZM209 240V239H208ZM215 240V239H214ZM15 241V240H14ZM33 241V240H32ZM87 241V240H86ZM88 241H87V243H88ZM137 241V240H136ZM176 241H177V239H176ZM180 241V240H179ZM198 241V240H197ZM78 242H79V240H78ZM185 242H186V239H185ZM207 242V241H206ZM212 242V241H211ZM83 243V242H82ZM179 243V242H178ZM189 243V242H188ZM213 243V242H212ZM215 243V242H214ZM34 244V243H33ZM67 244H72V241H71V239H69V238H67L66 239V245ZM80 244V243H79ZM88 244V245H89ZM161 244H162V242H161ZM205 244V243H204ZM207 244V243H206ZM211 244V243H210ZM73 245V244H72ZM87 245V246H88ZM169 245V244H168ZM174 245V244H173ZM178 245H180V244H178ZM26 246V245H25ZM32 246V245H31ZM114 246V247H113ZM165 246V245H164ZM175 246H176V244H175ZM181 246V245H180ZM187 246V245H186ZM199 246V245H198ZM197 246V247H198ZM205 246V245H204ZM27 247V246H26ZM78 247V246H77ZM166 247V246H165ZM167 247H169V246H167ZM170 247H173V246H171L170 245ZM184 247V246H183ZM188 247H189V245H188ZM207 247H209V246H207ZM207 247H206V249H207ZM211 247V246H210ZM85 248V247H84ZM91 248V250H93V248L92 247H90ZM212 248V247H211ZM34 249V248H33ZM37 249H38V251H39V248L37 247ZM78 249V248H77ZM83 249V248H82ZM205 249V250H206ZM32 250V249H31ZM81 250V249H80ZM90 250V251H91ZM213 250V249H212ZM1 251V250H0ZM27 251V250H26ZM85 251V250H84ZM177 251H178V249H177ZM182 251H183V249H182ZM181 250L179 251V252H177L178 253V256H177V264H187V263H185V262H187L186 260L188 259V255L189 254H187L186 256L183 254V252H182ZM202 251H203V249H202ZM86 252V251H85ZM59 253V252H58ZM91 253H92V251H91ZM95 253V254H96ZM189 253H190V251H189ZM195 253V252H194ZM70 254V253H69ZM72 254V253H71ZM186 254V253H185ZM201 254V253H200ZM213 254V253H212ZM1 255V254H0ZM43 255V254H42ZM78 255V254H77ZM204 255V254H203ZM211 255V254H210ZM228 255L230 256V260H228ZM9 256V255H8ZM192 256V255H191ZM190 256V257H191ZM193 256H195V255H193ZM201 256V255H200ZM199 256V257H200ZM207 256H209V255H207ZM95 257V256H94ZM210 257V256H209ZM71 258V257H70ZM69 258V259H70ZM74 258V257H73ZM141 258V257H140ZM55 259H57V258H55ZM76 259H77V257H76ZM58 260H59V258H58ZM61 260V259H60ZM209 260V259H208ZM189 261V260H188ZM193 261V260H192ZM199 261H201V260H199ZM206 261H207V259H206ZM174 262V261H173ZM193 262H197V261H193ZM208 262V261H207ZM190 263V262H189ZM69 264V263H68ZM197 264H198V262H197ZM208 264V263H207Z\"/></svg>",
	"mask_w": 264,
	"mask_h": 264
}]
</instances>
